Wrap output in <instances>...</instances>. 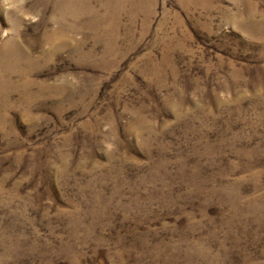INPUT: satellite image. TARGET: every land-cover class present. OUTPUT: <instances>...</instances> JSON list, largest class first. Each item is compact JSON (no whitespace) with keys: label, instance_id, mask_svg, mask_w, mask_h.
<instances>
[{"label":"rangeland","instance_id":"374dc122","mask_svg":"<svg viewBox=\"0 0 264 264\" xmlns=\"http://www.w3.org/2000/svg\"><path fill=\"white\" fill-rule=\"evenodd\" d=\"M58 1L0 0V46ZM133 2L0 110V264H264V0Z\"/></svg>","mask_w":264,"mask_h":264},{"label":"bare ground","instance_id":"6f19581e","mask_svg":"<svg viewBox=\"0 0 264 264\" xmlns=\"http://www.w3.org/2000/svg\"><path fill=\"white\" fill-rule=\"evenodd\" d=\"M127 1L96 0L101 9L99 10L87 0H59L51 16L56 22L54 27L48 25V19L38 36L15 31L14 35L0 46L1 112L5 114L12 107H20L23 102L30 104L42 95L54 97L66 92L65 84L60 88L49 89L43 84L38 85L33 78V73L38 67L52 60L62 50L69 49L78 58L89 59L96 55V47L101 44L103 46L99 55L101 58L107 54H117L116 40L121 26L120 17L125 11ZM186 1L190 3L204 0ZM133 3H138V0H134ZM27 11L25 6H20L14 13L21 18ZM129 11L134 17L135 11L133 9ZM77 33H81L82 36L75 37ZM89 42H92V45L87 48ZM13 95H17V101L14 103L11 101Z\"/></svg>","mask_w":264,"mask_h":264}]
</instances>
